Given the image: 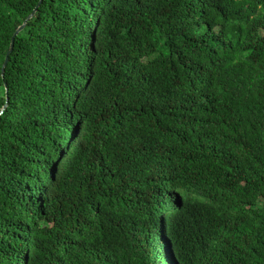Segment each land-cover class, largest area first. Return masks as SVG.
<instances>
[{"label": "trees", "instance_id": "16d2710c", "mask_svg": "<svg viewBox=\"0 0 264 264\" xmlns=\"http://www.w3.org/2000/svg\"><path fill=\"white\" fill-rule=\"evenodd\" d=\"M38 2L0 0V264H264V0H41L2 76Z\"/></svg>", "mask_w": 264, "mask_h": 264}, {"label": "water", "instance_id": "95a60500", "mask_svg": "<svg viewBox=\"0 0 264 264\" xmlns=\"http://www.w3.org/2000/svg\"><path fill=\"white\" fill-rule=\"evenodd\" d=\"M41 2V0H39L38 4L32 9V11L27 15L26 19L15 29L13 35L11 36V40H10V45H9V48L5 54V57H4V61L2 63V66H1V75L3 76V73H4V69H5V66L8 62V59H9V54L12 52V49H13V44H14V38L15 36L24 28V26L26 25V22L32 18L38 8V5L39 3ZM5 91H7V88H6V84H5ZM7 95H6V99H5V103L4 105L2 106V108L0 109V115L2 114L3 110L6 108L7 106Z\"/></svg>", "mask_w": 264, "mask_h": 264}, {"label": "rangeland", "instance_id": "374dc122", "mask_svg": "<svg viewBox=\"0 0 264 264\" xmlns=\"http://www.w3.org/2000/svg\"><path fill=\"white\" fill-rule=\"evenodd\" d=\"M2 93V87H0V94Z\"/></svg>", "mask_w": 264, "mask_h": 264}]
</instances>
